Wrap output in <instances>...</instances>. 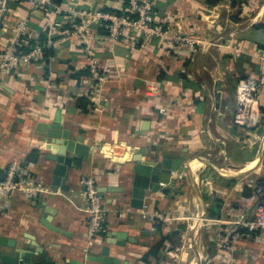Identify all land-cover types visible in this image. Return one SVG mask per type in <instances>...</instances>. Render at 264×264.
<instances>
[{"label":"crops","instance_id":"0c3cea01","mask_svg":"<svg viewBox=\"0 0 264 264\" xmlns=\"http://www.w3.org/2000/svg\"><path fill=\"white\" fill-rule=\"evenodd\" d=\"M147 1L158 21L198 42L174 45L132 32L111 39L100 30L107 22L87 15L121 12L127 0H60L46 9L8 3L0 58L21 20L27 23L23 43L44 36L54 42V54L17 70L0 68V180L19 162L49 189L39 199L0 196L2 254L23 247L35 256L45 249L56 264L231 262L219 236L238 229L239 217L254 216L264 199V91L257 125L233 121L239 80L264 74V0ZM82 25L84 36L77 32ZM93 59L99 83L89 74ZM80 97L89 100L87 110L79 108ZM54 123L89 146L86 156L67 153L76 163L68 167V189L52 185L55 162L47 153L59 147L43 130ZM164 154L183 165L162 174L158 191H146L145 210L172 216L160 232L161 221L144 217L131 199L136 160ZM86 174L97 178L108 227L88 251L80 184ZM219 218L227 223L210 221ZM241 231L233 262L264 264V234ZM162 235L168 238L161 261L149 256L145 262Z\"/></svg>","mask_w":264,"mask_h":264},{"label":"built area","instance_id":"2783aa9c","mask_svg":"<svg viewBox=\"0 0 264 264\" xmlns=\"http://www.w3.org/2000/svg\"><path fill=\"white\" fill-rule=\"evenodd\" d=\"M11 0H0V23L2 27H8V22L2 19L6 12L8 3ZM25 1L40 9L58 8V3L55 0H17ZM92 20L101 19L106 23L108 37L111 39H121L126 33L132 32L144 37H158L164 43L179 45L188 43L193 45L197 40L188 38L180 33L172 32L164 23L158 21L154 16V11L151 3L147 0H127L126 7L120 13L105 12L94 10L87 13ZM84 24V23H83ZM80 26L78 33L84 36ZM13 36L8 41L0 58V68L2 70H17L24 65H28L33 61L42 57L44 45H54L51 39H47L45 44L41 41H34L27 49H22L23 37L27 33V23L25 20L17 21L12 26ZM89 72L93 79L99 83L103 77L98 69L97 61L91 60L89 64ZM264 91V74L256 78L240 79L236 89L237 106L233 115V121L236 125L242 127H254L261 119L260 96ZM80 184L83 188L84 202L86 211L89 215L86 238V250H90L96 245L97 238L101 234L108 231L106 225V208L103 203V197L99 191L97 178L94 174H86L80 178ZM13 192H19L27 198H33L37 194L49 192V189L42 183L37 182L29 173V170L19 162L9 165L5 177L0 180V196L9 195ZM144 204L140 213L150 219L159 220L163 223L172 219L168 212H150L144 208ZM217 226L226 224L223 219L210 220ZM239 228L228 234L219 236V246L230 257L229 264L233 262V253L237 249V242L243 238L245 234L241 229H246L250 233L264 234V199L257 201L255 206V214L250 218L244 216L233 221ZM0 264H4L0 260Z\"/></svg>","mask_w":264,"mask_h":264},{"label":"water","instance_id":"95a60500","mask_svg":"<svg viewBox=\"0 0 264 264\" xmlns=\"http://www.w3.org/2000/svg\"><path fill=\"white\" fill-rule=\"evenodd\" d=\"M43 132L47 133V137L50 138L52 143L58 145L57 152L50 151L47 153V158L55 162L53 169L52 185L55 187H61L62 189H68L65 187V183L69 176L68 167L76 166L73 156L67 154L74 151L80 156H86L89 151V146L84 145L82 141H76L69 139V132H63V125L54 123L49 127H46ZM54 139V141L52 140ZM48 149L49 146L47 147ZM51 150V149H50ZM134 159V158H133ZM171 154H164L161 159L148 160H136L134 165V178L132 182V199L131 205L134 208L141 209L144 204L145 194L148 189L158 191L160 189L161 176L170 175L172 171H179L183 165V159H176L171 161ZM41 194H37L35 198L39 199ZM0 238V244H4L3 239ZM16 248L15 243L11 245ZM15 254H2L0 252V260L4 264H56L53 261V257L48 254L45 249L38 251L35 256L21 251L23 247H18ZM108 255V249H106Z\"/></svg>","mask_w":264,"mask_h":264},{"label":"trees","instance_id":"16d2710c","mask_svg":"<svg viewBox=\"0 0 264 264\" xmlns=\"http://www.w3.org/2000/svg\"><path fill=\"white\" fill-rule=\"evenodd\" d=\"M56 2H59L60 0H55ZM219 0H207V3L213 5V4H216ZM114 13H120L118 11H112ZM106 24V23H105ZM101 32L102 33H107L108 30L105 26H103L101 29ZM41 42L43 44H45V42L47 41L46 38L41 37ZM33 43V42H32ZM32 43L29 42V44H22V49L25 50L27 49ZM52 54H54V46L53 45H50V46H46L44 45V48H43V52H42V56L45 57V58H48L49 56H51ZM89 68V67H88ZM89 70V69H88ZM90 74V73H89ZM78 104H79V108H81L82 110H87V105L89 104V100L86 99V97H80L79 98V101H78ZM31 160H32V157H31ZM33 160H35V158H33ZM164 223H158L156 226H157V229L158 231L162 232V230L164 229ZM168 236L167 235H162L160 240L151 248V250L143 257V260L145 262H148V257L149 256H153L158 262L161 261L162 259V255H161V251L163 249V246L167 240Z\"/></svg>","mask_w":264,"mask_h":264},{"label":"rangeland","instance_id":"374dc122","mask_svg":"<svg viewBox=\"0 0 264 264\" xmlns=\"http://www.w3.org/2000/svg\"><path fill=\"white\" fill-rule=\"evenodd\" d=\"M146 211H147V209H146ZM168 223V222H167Z\"/></svg>","mask_w":264,"mask_h":264}]
</instances>
